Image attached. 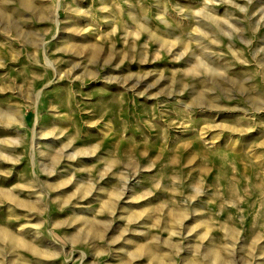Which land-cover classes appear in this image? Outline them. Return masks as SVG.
Returning <instances> with one entry per match:
<instances>
[{"label":"rangeland","instance_id":"obj_1","mask_svg":"<svg viewBox=\"0 0 264 264\" xmlns=\"http://www.w3.org/2000/svg\"><path fill=\"white\" fill-rule=\"evenodd\" d=\"M0 229V264H264V0H0Z\"/></svg>","mask_w":264,"mask_h":264},{"label":"bare ground","instance_id":"obj_2","mask_svg":"<svg viewBox=\"0 0 264 264\" xmlns=\"http://www.w3.org/2000/svg\"><path fill=\"white\" fill-rule=\"evenodd\" d=\"M59 24V20H57V25ZM0 235L6 237L9 239L10 242L15 243L14 236L8 233L7 231L0 229ZM213 260L216 261L215 259L211 258V263H213Z\"/></svg>","mask_w":264,"mask_h":264}]
</instances>
